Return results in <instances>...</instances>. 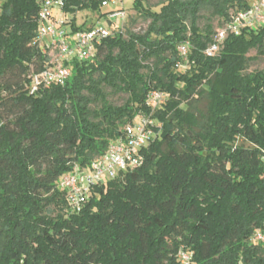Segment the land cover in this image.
Listing matches in <instances>:
<instances>
[{
    "label": "trees",
    "instance_id": "1",
    "mask_svg": "<svg viewBox=\"0 0 264 264\" xmlns=\"http://www.w3.org/2000/svg\"><path fill=\"white\" fill-rule=\"evenodd\" d=\"M102 1L65 0L70 30L89 29L76 15ZM253 2L135 0L143 33L110 22L91 59L66 63L65 85L30 94L50 60L37 43L43 0H0V264H183L182 251L191 264H264L255 241L264 233V70L250 71L264 56V24L206 53ZM155 91L165 103L153 108ZM111 94L127 98L114 105ZM143 117L157 137L142 164L75 207L62 178L89 169Z\"/></svg>",
    "mask_w": 264,
    "mask_h": 264
},
{
    "label": "built area",
    "instance_id": "2",
    "mask_svg": "<svg viewBox=\"0 0 264 264\" xmlns=\"http://www.w3.org/2000/svg\"><path fill=\"white\" fill-rule=\"evenodd\" d=\"M118 0H103V7H108ZM65 0H43L39 14L38 41L44 53L51 50L55 55H50L47 66L31 77L30 94H37L42 89L53 85H65L72 77L73 71L66 63L76 58L80 61L91 59L96 47L111 35V30L95 24L89 29L72 32L68 20L63 12ZM127 13L122 9L108 15L109 22L120 20L125 22ZM264 24V0H254L250 9L243 11L233 18L232 23L220 30L216 41L206 51L208 56H213L220 50V45L230 34L240 35L243 28H255ZM182 55L188 53V45L179 48ZM165 103V95L153 92L148 105L156 108ZM154 121L149 118H140L134 125L126 129L124 138L118 140L109 151L97 159L89 169H76L73 173L65 175L61 180V187L68 192V198L75 207H80L87 199L92 187L103 184L116 178L121 171L138 167L143 162L141 150L155 139L153 129ZM255 241L264 242V233L258 232ZM180 259L183 264H191V256L181 252Z\"/></svg>",
    "mask_w": 264,
    "mask_h": 264
},
{
    "label": "rangeland",
    "instance_id": "3",
    "mask_svg": "<svg viewBox=\"0 0 264 264\" xmlns=\"http://www.w3.org/2000/svg\"><path fill=\"white\" fill-rule=\"evenodd\" d=\"M135 0H118L117 3H111L108 7L102 8L100 11H96L92 8H86L83 11L77 13L76 15V25L81 27L84 25L92 26L95 24L104 26L108 29H110V22L108 17H101L102 14L110 15L111 13H114L118 10H124L127 13V19L125 22H120V20H112V23L115 24V26H122L126 30H131L135 33H143L148 25L149 22L144 21L140 17H138L135 13V11L132 10ZM147 4L151 7L158 8L159 3L161 0H146ZM208 15L206 13H203V20L200 21V26L204 27V25L207 23L206 17ZM70 17V16H69ZM212 25L215 27V29H218V19L211 20ZM55 51L52 49L51 54L54 56ZM50 54V55H51ZM256 51H251L250 56L254 57L256 56ZM254 70H264V56H260L257 60L253 61L250 64V71ZM127 98V95L125 94H111L110 101L114 105H122L124 104L125 100ZM199 108L201 110L206 109V102H202L199 105Z\"/></svg>",
    "mask_w": 264,
    "mask_h": 264
}]
</instances>
